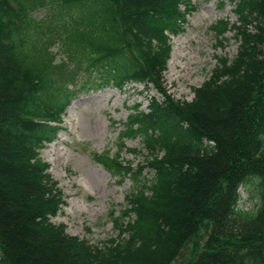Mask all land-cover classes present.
<instances>
[{
	"label": "trees",
	"instance_id": "1",
	"mask_svg": "<svg viewBox=\"0 0 264 264\" xmlns=\"http://www.w3.org/2000/svg\"><path fill=\"white\" fill-rule=\"evenodd\" d=\"M228 1L236 24L212 31H233L237 55L188 102L159 81L191 0H0V264H172L187 247V264H264V0ZM131 83L161 99L134 107L115 155H92L133 188L116 237L91 245L51 222L63 195L39 152L79 93ZM128 139L137 164L121 158Z\"/></svg>",
	"mask_w": 264,
	"mask_h": 264
},
{
	"label": "rangeland",
	"instance_id": "2",
	"mask_svg": "<svg viewBox=\"0 0 264 264\" xmlns=\"http://www.w3.org/2000/svg\"><path fill=\"white\" fill-rule=\"evenodd\" d=\"M191 3L195 9L187 17L184 31L171 39V56L159 81L161 90L175 101H191L192 89L211 77L218 59L232 60L239 46L233 31L226 32L221 39L212 31L218 21H226L229 26L236 24L232 3L228 0H191ZM48 14L46 9H40L31 16L41 19ZM52 50L59 53L57 46ZM151 98L161 99L151 84L131 83L121 91L109 87L81 92L66 109L60 132L39 152L63 195L64 206L51 222L63 225L68 235L98 246L116 237L112 220L123 212L125 197L133 188L132 179L107 171L92 155H115L120 148L122 124L134 107L146 111ZM124 147L120 154L123 161L133 164L142 161L144 150L138 139L126 140ZM132 149L141 154L133 156ZM151 176L148 174V178ZM239 193V208L254 209L250 191L239 189ZM190 251V247L183 249L172 264H187Z\"/></svg>",
	"mask_w": 264,
	"mask_h": 264
}]
</instances>
